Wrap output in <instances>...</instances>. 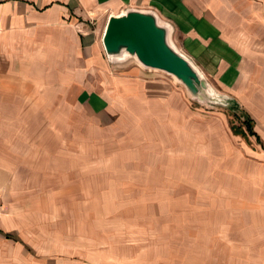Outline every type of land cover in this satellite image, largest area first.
<instances>
[{"label":"rangeland","instance_id":"1","mask_svg":"<svg viewBox=\"0 0 264 264\" xmlns=\"http://www.w3.org/2000/svg\"><path fill=\"white\" fill-rule=\"evenodd\" d=\"M258 1L225 4L231 36L246 53V76L233 92L210 82L232 104L200 103L171 74L149 71L185 92L197 126L183 125L171 110H149L141 120L126 115L101 131L91 115L73 111L71 196L58 199L53 221L35 205L29 213L37 236L25 244L31 255L8 264H264V2ZM134 60L111 65L120 71ZM66 104L77 107L75 96ZM247 117L260 140L240 132ZM40 178L49 181L48 174ZM4 208L1 202L0 216Z\"/></svg>","mask_w":264,"mask_h":264},{"label":"crops","instance_id":"2","mask_svg":"<svg viewBox=\"0 0 264 264\" xmlns=\"http://www.w3.org/2000/svg\"><path fill=\"white\" fill-rule=\"evenodd\" d=\"M236 1L250 2L0 0V264L31 255L25 244L37 236L29 213L35 205L52 220L58 199L71 194L66 175L73 171L74 110L91 115L101 131L126 115L141 120L149 110H171L183 125H196L185 92L167 78L137 60L113 70L103 42L110 16L129 8L157 11L174 26L179 49L209 80L233 92L246 76V53L231 36L225 10ZM74 96L75 108L66 104Z\"/></svg>","mask_w":264,"mask_h":264},{"label":"water","instance_id":"3","mask_svg":"<svg viewBox=\"0 0 264 264\" xmlns=\"http://www.w3.org/2000/svg\"><path fill=\"white\" fill-rule=\"evenodd\" d=\"M174 26L153 9L129 8L111 15L103 42L110 61L135 58L149 70H160L183 84L189 96L200 103L232 104L217 92L197 64L173 39Z\"/></svg>","mask_w":264,"mask_h":264},{"label":"trees","instance_id":"4","mask_svg":"<svg viewBox=\"0 0 264 264\" xmlns=\"http://www.w3.org/2000/svg\"><path fill=\"white\" fill-rule=\"evenodd\" d=\"M244 125H246L247 128L246 129L245 128L240 129V132L243 135H247V136L255 135L258 137V140H260V137L258 136L257 132L254 129V123H253V120L251 119V117L246 118V120L244 121Z\"/></svg>","mask_w":264,"mask_h":264}]
</instances>
